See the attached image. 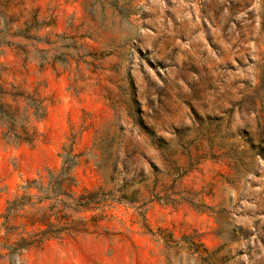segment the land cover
Listing matches in <instances>:
<instances>
[{
	"label": "rangeland",
	"instance_id": "rangeland-1",
	"mask_svg": "<svg viewBox=\"0 0 264 264\" xmlns=\"http://www.w3.org/2000/svg\"><path fill=\"white\" fill-rule=\"evenodd\" d=\"M71 145L77 196L126 150L139 202L12 251ZM0 264H264V0H0Z\"/></svg>",
	"mask_w": 264,
	"mask_h": 264
},
{
	"label": "trees",
	"instance_id": "trees-1",
	"mask_svg": "<svg viewBox=\"0 0 264 264\" xmlns=\"http://www.w3.org/2000/svg\"><path fill=\"white\" fill-rule=\"evenodd\" d=\"M142 125V117L136 119ZM6 137V136H5ZM139 138H142V135H138ZM145 138L156 139L161 142L162 139L157 137L154 132H147L144 134ZM183 152L189 158V166L193 167V158L190 155V147L183 149ZM114 156L115 160L112 165V176L110 177L109 182L104 180L103 186L95 192H85L77 196L76 188L78 187V179L76 177V169L80 165L81 154L75 152L73 145L70 147H63V163L60 170L57 173H52L50 175V181L46 188L38 187L41 195L37 196V201L33 202V195H23L19 199L12 201L7 209V214L4 216L6 221L11 218L17 217L18 212L24 210L27 205L32 207H37L34 212L35 217L31 218L32 224L38 223L40 225L46 226L45 229H41L39 232L27 233L23 230L22 233H19L18 239L9 247L12 251H22L33 246H43L46 242L51 239H61L64 234H68L73 231L75 225H80L81 220L73 219V213H81L85 211L95 210L99 206L108 201H116L118 203H137L140 198L138 197L139 191H130L131 182L130 175L132 172V167L135 165L136 159L134 154L129 153L128 151H115L111 153ZM258 153H255L253 157H256ZM200 161L205 159V157H199ZM170 161L171 165L167 170L168 175H183L180 173L182 168L177 165L175 161ZM154 167V166H153ZM100 172L102 173V166L98 165ZM120 169V170H119ZM119 173V181L121 185L117 186L115 182V175ZM104 179V177H103ZM158 179L155 180L154 184H157ZM106 183L113 184L114 187L107 188ZM35 184V181L29 182V186ZM28 186V187H29ZM66 197L67 199H64ZM142 206L147 208L155 200H162V191H157V187H154L150 193V196L141 197ZM46 200H52L53 204L48 207H38ZM47 211L51 214H47ZM37 216V217H36ZM51 218L54 219V222L51 221ZM58 225V226H57ZM73 227H72V226ZM55 229L56 231H52ZM22 234H27L26 236ZM194 243H191V248L194 247ZM194 252H198L195 250Z\"/></svg>",
	"mask_w": 264,
	"mask_h": 264
}]
</instances>
